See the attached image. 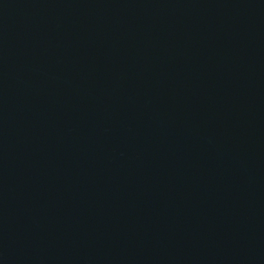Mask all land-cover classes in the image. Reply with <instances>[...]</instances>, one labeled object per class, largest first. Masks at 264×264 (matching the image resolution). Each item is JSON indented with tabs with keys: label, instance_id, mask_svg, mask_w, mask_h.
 <instances>
[{
	"label": "water",
	"instance_id": "95a60500",
	"mask_svg": "<svg viewBox=\"0 0 264 264\" xmlns=\"http://www.w3.org/2000/svg\"><path fill=\"white\" fill-rule=\"evenodd\" d=\"M0 264H264V0H0Z\"/></svg>",
	"mask_w": 264,
	"mask_h": 264
}]
</instances>
